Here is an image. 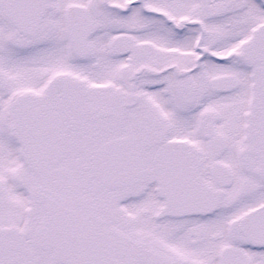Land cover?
Masks as SVG:
<instances>
[{
	"label": "snow or ice",
	"instance_id": "snow-or-ice-1",
	"mask_svg": "<svg viewBox=\"0 0 264 264\" xmlns=\"http://www.w3.org/2000/svg\"><path fill=\"white\" fill-rule=\"evenodd\" d=\"M0 264H264V0H0Z\"/></svg>",
	"mask_w": 264,
	"mask_h": 264
}]
</instances>
